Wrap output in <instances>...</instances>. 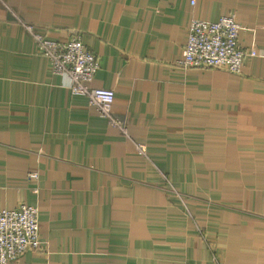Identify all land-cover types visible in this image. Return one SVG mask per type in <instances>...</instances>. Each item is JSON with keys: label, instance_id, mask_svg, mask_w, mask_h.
<instances>
[{"label": "crops", "instance_id": "0c3cea01", "mask_svg": "<svg viewBox=\"0 0 264 264\" xmlns=\"http://www.w3.org/2000/svg\"><path fill=\"white\" fill-rule=\"evenodd\" d=\"M2 1L51 40L80 35L126 127L0 3V208H37L40 240L14 264H264V0ZM227 14L256 49L241 72L178 66L191 20Z\"/></svg>", "mask_w": 264, "mask_h": 264}, {"label": "built area", "instance_id": "2783aa9c", "mask_svg": "<svg viewBox=\"0 0 264 264\" xmlns=\"http://www.w3.org/2000/svg\"><path fill=\"white\" fill-rule=\"evenodd\" d=\"M195 0H189L194 5ZM35 45L37 55L46 58L51 72L69 79V90L84 97L108 123L126 133L125 125L114 118L112 106L115 94L112 89L94 87L92 81L100 68L98 59L81 42L80 35L66 42L47 38L35 25L25 22L0 0ZM240 25L233 14L220 16L215 21L192 19L182 56L177 65L183 68H216L239 74L246 56H255L256 49L244 50L238 36ZM140 154L145 153L142 144L136 146ZM30 178L37 179L36 173ZM40 245L38 210L33 206L20 205L15 209L0 208V264H14L27 250ZM214 264H220L216 258Z\"/></svg>", "mask_w": 264, "mask_h": 264}]
</instances>
